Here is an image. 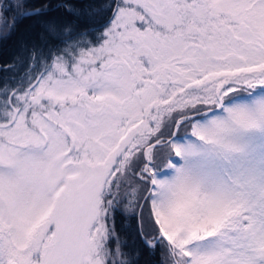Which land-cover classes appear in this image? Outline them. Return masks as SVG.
<instances>
[{
  "label": "snow or ice",
  "instance_id": "6c2138e0",
  "mask_svg": "<svg viewBox=\"0 0 264 264\" xmlns=\"http://www.w3.org/2000/svg\"><path fill=\"white\" fill-rule=\"evenodd\" d=\"M0 264H264V0H0Z\"/></svg>",
  "mask_w": 264,
  "mask_h": 264
},
{
  "label": "trees",
  "instance_id": "16d2710c",
  "mask_svg": "<svg viewBox=\"0 0 264 264\" xmlns=\"http://www.w3.org/2000/svg\"><path fill=\"white\" fill-rule=\"evenodd\" d=\"M16 51L15 43L9 42L8 44L0 45V59L10 60Z\"/></svg>",
  "mask_w": 264,
  "mask_h": 264
}]
</instances>
